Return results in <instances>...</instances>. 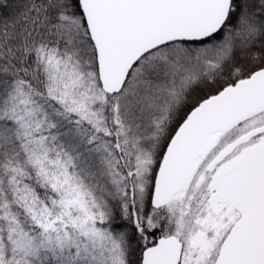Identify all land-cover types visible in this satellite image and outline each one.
Returning a JSON list of instances; mask_svg holds the SVG:
<instances>
[{
	"label": "snow or ice",
	"instance_id": "snow-or-ice-1",
	"mask_svg": "<svg viewBox=\"0 0 264 264\" xmlns=\"http://www.w3.org/2000/svg\"><path fill=\"white\" fill-rule=\"evenodd\" d=\"M0 264H264V0H0Z\"/></svg>",
	"mask_w": 264,
	"mask_h": 264
}]
</instances>
